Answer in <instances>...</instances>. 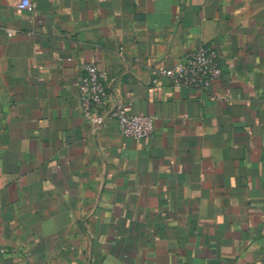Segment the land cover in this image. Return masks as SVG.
<instances>
[{
	"label": "crops",
	"instance_id": "obj_1",
	"mask_svg": "<svg viewBox=\"0 0 264 264\" xmlns=\"http://www.w3.org/2000/svg\"><path fill=\"white\" fill-rule=\"evenodd\" d=\"M29 1L0 0V264H264V0ZM200 46L207 91L158 74ZM86 64L151 138L88 121Z\"/></svg>",
	"mask_w": 264,
	"mask_h": 264
},
{
	"label": "built area",
	"instance_id": "obj_2",
	"mask_svg": "<svg viewBox=\"0 0 264 264\" xmlns=\"http://www.w3.org/2000/svg\"><path fill=\"white\" fill-rule=\"evenodd\" d=\"M15 6L22 11H33L29 0H16ZM6 33L12 37L14 31L6 30ZM158 74L169 78L174 85L204 92L220 80L222 70L218 53L211 47L200 46L186 53L171 71L160 68ZM78 98L85 117L96 126L101 127L107 120H114L120 135L133 140H147L154 134L156 117L129 114L121 103L110 101L107 76L94 64H86L82 68Z\"/></svg>",
	"mask_w": 264,
	"mask_h": 264
}]
</instances>
